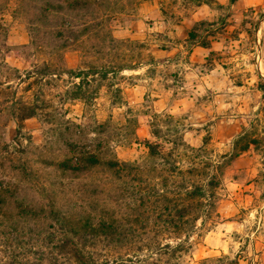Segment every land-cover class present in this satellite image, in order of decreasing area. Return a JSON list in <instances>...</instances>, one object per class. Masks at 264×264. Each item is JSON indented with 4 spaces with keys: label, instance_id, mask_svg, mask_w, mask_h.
Returning a JSON list of instances; mask_svg holds the SVG:
<instances>
[{
    "label": "rangeland",
    "instance_id": "1",
    "mask_svg": "<svg viewBox=\"0 0 264 264\" xmlns=\"http://www.w3.org/2000/svg\"><path fill=\"white\" fill-rule=\"evenodd\" d=\"M92 263L264 264V0H0V264Z\"/></svg>",
    "mask_w": 264,
    "mask_h": 264
},
{
    "label": "trees",
    "instance_id": "2",
    "mask_svg": "<svg viewBox=\"0 0 264 264\" xmlns=\"http://www.w3.org/2000/svg\"><path fill=\"white\" fill-rule=\"evenodd\" d=\"M230 1H234V0H230ZM60 169H67V170H72L73 169L74 170V168H70V167L68 168V166H66L64 164L60 165ZM92 264H96V263H92Z\"/></svg>",
    "mask_w": 264,
    "mask_h": 264
},
{
    "label": "crops",
    "instance_id": "3",
    "mask_svg": "<svg viewBox=\"0 0 264 264\" xmlns=\"http://www.w3.org/2000/svg\"><path fill=\"white\" fill-rule=\"evenodd\" d=\"M255 233H256V232L253 231V232H252V235H254Z\"/></svg>",
    "mask_w": 264,
    "mask_h": 264
}]
</instances>
